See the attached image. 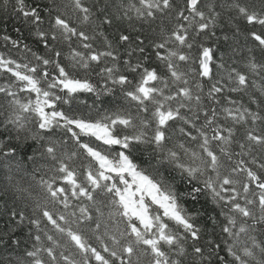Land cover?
<instances>
[{"label": "snow or ice", "instance_id": "obj_1", "mask_svg": "<svg viewBox=\"0 0 264 264\" xmlns=\"http://www.w3.org/2000/svg\"><path fill=\"white\" fill-rule=\"evenodd\" d=\"M9 8L0 264H264V0Z\"/></svg>", "mask_w": 264, "mask_h": 264}, {"label": "trees", "instance_id": "obj_2", "mask_svg": "<svg viewBox=\"0 0 264 264\" xmlns=\"http://www.w3.org/2000/svg\"><path fill=\"white\" fill-rule=\"evenodd\" d=\"M17 27H21V21L19 17L15 15L11 11V8H9L8 13H4L3 11H0V51L3 50V35L8 34L13 38H16L18 33L15 31ZM219 34V33H218ZM31 44V40L28 41ZM221 50L227 47V45L221 40L220 41ZM32 47L35 49L36 46L32 45ZM199 207V205H197Z\"/></svg>", "mask_w": 264, "mask_h": 264}]
</instances>
